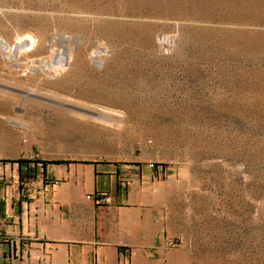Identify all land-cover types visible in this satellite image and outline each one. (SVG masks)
Here are the masks:
<instances>
[{"label":"rangeland","instance_id":"rangeland-1","mask_svg":"<svg viewBox=\"0 0 264 264\" xmlns=\"http://www.w3.org/2000/svg\"><path fill=\"white\" fill-rule=\"evenodd\" d=\"M1 155L141 157L148 264H264V0H0Z\"/></svg>","mask_w":264,"mask_h":264},{"label":"crops","instance_id":"crops-1","mask_svg":"<svg viewBox=\"0 0 264 264\" xmlns=\"http://www.w3.org/2000/svg\"><path fill=\"white\" fill-rule=\"evenodd\" d=\"M139 158L1 155L0 264H148L167 235L165 192Z\"/></svg>","mask_w":264,"mask_h":264},{"label":"bare ground","instance_id":"bare-ground-1","mask_svg":"<svg viewBox=\"0 0 264 264\" xmlns=\"http://www.w3.org/2000/svg\"><path fill=\"white\" fill-rule=\"evenodd\" d=\"M20 46H22V47H23V46H24V44H20V45H19V44H17V46L15 47V49H18V47H20ZM21 49H22V48H21ZM13 53H14V52H13ZM43 63H44V62H43ZM50 66H51V65H50ZM59 66H60V65H59ZM34 68H35V67H34ZM61 70H62V69H60V68H59V69H54V74H58L57 72H59V71H61Z\"/></svg>","mask_w":264,"mask_h":264},{"label":"built area","instance_id":"built-area-1","mask_svg":"<svg viewBox=\"0 0 264 264\" xmlns=\"http://www.w3.org/2000/svg\"><path fill=\"white\" fill-rule=\"evenodd\" d=\"M105 197V192L102 191L101 193H98V195L96 196L97 200H102Z\"/></svg>","mask_w":264,"mask_h":264}]
</instances>
